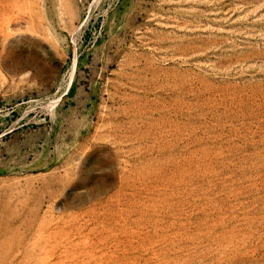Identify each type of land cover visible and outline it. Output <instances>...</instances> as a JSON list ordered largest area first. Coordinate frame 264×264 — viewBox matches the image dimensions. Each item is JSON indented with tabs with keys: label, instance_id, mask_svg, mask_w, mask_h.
<instances>
[{
	"label": "rangeland",
	"instance_id": "374dc122",
	"mask_svg": "<svg viewBox=\"0 0 264 264\" xmlns=\"http://www.w3.org/2000/svg\"><path fill=\"white\" fill-rule=\"evenodd\" d=\"M0 264H264V0H0Z\"/></svg>",
	"mask_w": 264,
	"mask_h": 264
}]
</instances>
